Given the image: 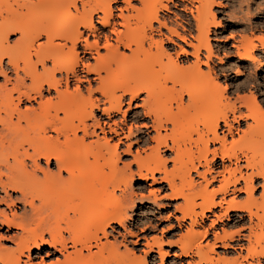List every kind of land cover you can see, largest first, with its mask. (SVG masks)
<instances>
[{
  "label": "bare ground",
  "instance_id": "obj_1",
  "mask_svg": "<svg viewBox=\"0 0 264 264\" xmlns=\"http://www.w3.org/2000/svg\"><path fill=\"white\" fill-rule=\"evenodd\" d=\"M213 2L0 0V232L13 231L0 264H163L164 246L178 249L173 264H264V100L223 93ZM231 47L254 67L264 38ZM148 181L181 199L176 241L128 226L129 212L159 204L141 192ZM224 219L238 227L216 231Z\"/></svg>",
  "mask_w": 264,
  "mask_h": 264
},
{
  "label": "rangeland",
  "instance_id": "obj_2",
  "mask_svg": "<svg viewBox=\"0 0 264 264\" xmlns=\"http://www.w3.org/2000/svg\"><path fill=\"white\" fill-rule=\"evenodd\" d=\"M213 2L212 6V11L215 14V19L220 22V26L217 28H212V32L210 34V41L213 46L215 45H220L226 43L224 47L221 48V50L217 51L218 57L222 59V62L220 63L217 61L218 58H213L212 61L210 62V66H217L219 67V64L222 65V67L225 69L224 72L226 78L221 79V85L224 87L223 93L225 95H229L232 97H235V95H243V94H248L250 89L254 91V93L259 97V99L264 100V50H256L255 55L256 58L258 59V63L254 67H245L243 68V64L239 63L237 61V55H236V49L234 47H231V43L236 39L239 40L243 37H255V38H264V0H211ZM136 6H139L137 3H133ZM217 4H220L217 6ZM174 9V8H173ZM175 10V9H174ZM162 14V13H161ZM252 31V33H251ZM254 31V32H253ZM156 36V35H155ZM234 38H230L233 37ZM17 35H13L10 38V41H14ZM157 37V36H156ZM234 39V40H233ZM255 42L258 43V40ZM189 49V48H188ZM216 48H214L215 50ZM216 53V50H215ZM185 58L184 56H180L179 59ZM219 60V59H218ZM213 62V63H212ZM236 68L240 69L242 74L241 75H236L234 72L236 71ZM202 69H205V66H202ZM235 69V70H234ZM251 75L254 77L255 75V80L254 82L247 79V76ZM219 107V106H218ZM221 107V106H220ZM126 108V105L124 106V109ZM121 118L120 114H117L115 116V119ZM244 124H241V127ZM138 130L140 127H137ZM135 130L134 135L136 133L139 134L141 133L140 131ZM141 130V129H140ZM125 144L122 145L119 149L120 151V161L118 165L121 167L123 163H127L128 161L131 160V157L129 155L123 154L121 150L125 149ZM264 151V150H263ZM264 154V152H261ZM219 161V160H218ZM168 168H171V163H169ZM135 170V167L133 166L132 168ZM192 178L196 183L200 182L201 179L198 178L194 173H192ZM135 182V181H134ZM134 188H136V184L134 183ZM214 187L217 186V184H213ZM145 190H141V192L145 195L148 194L149 190H154L155 195L157 196V204H151V202H147L145 205H139L138 208H136L133 212H129L131 214V219L128 220V226H130L132 231H137V233H141V237H146L148 239H151L152 237H157L161 238V241L163 243L167 242H173L176 241L178 238H180V234L184 235L185 234V229L187 227V222H183V226L180 230H172V232H168L167 228L169 225L171 226H176V221L174 220V216L178 215L174 209L176 205L181 203V199L178 200H168L166 195L169 193V190L167 189H162L161 184H153L151 181H148L145 184ZM260 193V189L255 192V196L257 197ZM236 200L238 201H243L245 194H236ZM219 197V196H218ZM232 197V195H228L227 198ZM166 205V208L161 209L159 208V205ZM217 209H214V211L218 212ZM148 213L149 216H152L150 221H145L143 219V216ZM211 213H208L209 215L207 218H205L202 222L199 220L200 225L195 227V230L201 229V226L207 227L210 219L213 218ZM234 212L230 213V216L233 217ZM212 216V217H211ZM209 219V220H208ZM229 220H223L222 222H219L216 225V231L221 232V228H225L228 230H234L238 227L237 226H231V222H228ZM229 226H226L225 225ZM241 224V223H240ZM135 225V228H132L131 226ZM185 226V227H184ZM233 227V228H232ZM146 228L144 232H139L140 229ZM6 229H4L2 232H0V235H2L3 239H0V243L2 246H10L11 243L6 241V237H9L13 231L7 233L5 232ZM121 232H123L122 229H120ZM112 234V233H110ZM115 235V233L112 234V236ZM211 235V233H210ZM179 236V237H178ZM109 240L112 241L111 235L108 238ZM118 241L121 240V237H117ZM135 240L133 237L127 236L126 241L122 242V244L126 245L128 248H133L132 241ZM208 241H212V235L208 237ZM145 241L142 239L140 241V245L137 247L139 248L140 251L136 253V255H143L142 250L145 249V247L142 245ZM205 244V241L203 242ZM165 251H170V256L166 257L164 259L163 264H173V263H179V258L173 255L175 251H178L176 247L174 248H169L168 246L163 247ZM120 249H123V245H120ZM223 249L222 248H216L215 252L218 255L223 254ZM36 254L34 252L33 256ZM230 257L234 256L233 252H230ZM232 255V256H231ZM215 256V255H214ZM154 257V261L153 258ZM196 258H194L195 260ZM191 261V258H184L182 257V261ZM149 264H161L159 257L157 254H152L151 258H148Z\"/></svg>",
  "mask_w": 264,
  "mask_h": 264
},
{
  "label": "snow or ice",
  "instance_id": "obj_3",
  "mask_svg": "<svg viewBox=\"0 0 264 264\" xmlns=\"http://www.w3.org/2000/svg\"><path fill=\"white\" fill-rule=\"evenodd\" d=\"M185 99H187V98H185Z\"/></svg>",
  "mask_w": 264,
  "mask_h": 264
}]
</instances>
